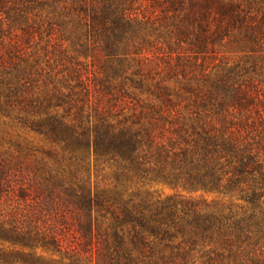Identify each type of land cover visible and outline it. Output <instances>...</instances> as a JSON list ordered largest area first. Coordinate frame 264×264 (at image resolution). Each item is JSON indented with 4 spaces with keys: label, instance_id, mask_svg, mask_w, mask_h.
<instances>
[{
    "label": "trees",
    "instance_id": "trees-1",
    "mask_svg": "<svg viewBox=\"0 0 264 264\" xmlns=\"http://www.w3.org/2000/svg\"><path fill=\"white\" fill-rule=\"evenodd\" d=\"M10 3L0 264H264V0Z\"/></svg>",
    "mask_w": 264,
    "mask_h": 264
},
{
    "label": "rangeland",
    "instance_id": "rangeland-1",
    "mask_svg": "<svg viewBox=\"0 0 264 264\" xmlns=\"http://www.w3.org/2000/svg\"><path fill=\"white\" fill-rule=\"evenodd\" d=\"M8 6V8H7ZM9 6L11 7V3L10 5H5L3 4V6L0 7V29H4L5 30V34H7L8 32H12V33H19L21 30L22 25L20 23H16L13 22L12 19L10 18V16H8L11 12L8 10ZM47 14V10L46 8H42V9H37L36 11L32 12L31 14L28 15V20H27V24H33L35 25L36 23L40 22L42 18L45 17V15ZM12 15V13H11ZM66 46H69V43H65ZM220 52L218 53L217 57L219 59H221V61L223 62H227L230 65H234L237 63H244V61L246 60V55L243 52H240L239 47H238V43L235 41V39H231V40H226L224 42V46L220 47ZM79 61L83 62L87 68L92 69V66L94 64L95 58H94V54H92L90 52V54L85 57V56H78ZM254 61H256V63H258V67H264V53H257L254 55H251V59H250V63H254ZM218 62V61H217ZM262 86L264 88V79L262 81ZM28 138L34 143L35 149L37 151L38 155H43L45 156V150H43V141L41 140V138L33 135V134H29ZM49 147V146H48ZM91 176H92V180H95V171H94V167H92L91 169ZM164 192L166 194H170L171 190L169 189H165ZM201 195L196 194V196ZM205 197H207L208 200L213 199L215 196L213 195H205ZM9 205H7V210H10V205H13L14 207H16L15 203L13 201L8 203ZM94 247V246H93ZM38 253H42L41 250H38ZM89 252L85 253V255H88ZM94 254V251L92 250V255Z\"/></svg>",
    "mask_w": 264,
    "mask_h": 264
}]
</instances>
